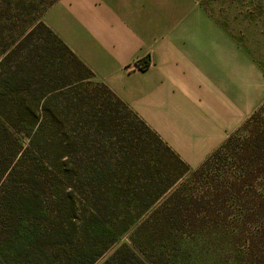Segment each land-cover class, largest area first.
Wrapping results in <instances>:
<instances>
[{
	"label": "trees",
	"instance_id": "1",
	"mask_svg": "<svg viewBox=\"0 0 264 264\" xmlns=\"http://www.w3.org/2000/svg\"><path fill=\"white\" fill-rule=\"evenodd\" d=\"M40 26L46 28L57 45H52L49 53L61 48L70 63L63 61L57 52L43 61L41 53L35 54L32 48L28 50L33 30L19 39L12 52L20 55L24 50L22 63L0 73V138L12 137L13 131L23 135L27 142L22 147L15 139L16 156L19 153L15 167L20 169L14 170L12 166L6 172L9 166L6 164L0 169V175L5 177L3 190L8 191L16 176L23 174L21 168L27 162L29 166L39 156L48 157L37 165H44L45 175L50 172L65 182L61 194L57 186L52 190V200L56 205L61 203L70 218H77L79 230L71 219L68 224L73 226L72 230L79 231L83 240V246L72 252L74 256L65 257L64 264H93L109 243H114L115 248L99 264H148L143 254L149 258H146L149 264H161L162 259L156 257L160 244L154 237L170 238L186 220L194 221L199 211H209L212 217L209 244L225 242L234 248L238 237L244 236L246 247L253 248L247 262L242 263V258L237 260L238 255L231 251L228 256L235 257L238 264L261 261L260 254H264V223L260 221L264 217V128L260 131L258 126L264 103L191 169L105 84L94 79L92 71L60 37L43 22ZM4 65H7L6 56L0 60V70ZM33 74L39 76L34 87L32 77L29 78ZM50 84L53 85L46 89ZM29 95L32 104L36 101L35 109L37 106L36 110L43 113L41 125L35 126L36 110H21L27 108L25 97ZM37 100L42 103L37 105ZM88 122L96 124L94 131L105 137L100 145L103 153L99 154V146L90 147L76 139L77 135L70 139L66 130L61 133L57 130L72 123V130L79 132ZM50 123L57 128V140L48 139L46 130ZM138 126L153 136L155 144L162 145L168 156L159 155L157 147L149 150V157L134 156L133 149L145 151V140ZM88 153L92 156L86 158ZM225 154L232 157H224ZM187 171L188 178L180 180ZM201 175L204 180L199 183ZM257 179L263 181L256 182ZM203 189L205 193L200 192ZM51 210H57L55 217L62 214L60 209ZM229 216L232 221L226 222ZM127 231L128 242L118 244ZM212 252L224 255L223 248L215 247ZM252 255L257 257L253 259ZM9 256L6 254L5 259L9 260Z\"/></svg>",
	"mask_w": 264,
	"mask_h": 264
},
{
	"label": "crops",
	"instance_id": "2",
	"mask_svg": "<svg viewBox=\"0 0 264 264\" xmlns=\"http://www.w3.org/2000/svg\"><path fill=\"white\" fill-rule=\"evenodd\" d=\"M43 18L188 165L263 104L261 65L197 0H54ZM138 58L144 68L129 66Z\"/></svg>",
	"mask_w": 264,
	"mask_h": 264
},
{
	"label": "rangeland",
	"instance_id": "3",
	"mask_svg": "<svg viewBox=\"0 0 264 264\" xmlns=\"http://www.w3.org/2000/svg\"><path fill=\"white\" fill-rule=\"evenodd\" d=\"M49 1L51 0H0V60L4 56L7 57V65H4L0 73L3 70L10 69L11 66L14 67V65L17 68L22 63L24 50H21L20 55L12 51L21 36L30 30H33L34 33L31 40H29L28 50L32 48L36 50L35 54L40 55L39 53H41L43 61L48 60L57 52L58 56L63 57V61L68 60L69 62L66 53H64L65 51L61 48L57 49L56 52L49 53L50 47L52 45L57 47V45L46 28L40 26V23H44L43 17L49 6H47ZM197 3L199 7L209 13L216 24L229 33L232 41L246 47L247 54L261 65L264 72V0H197ZM175 13L179 14L180 12ZM175 13L173 12V14ZM11 52L12 55L9 56ZM19 62L20 64H18ZM30 77H32L34 87L39 76L33 74ZM93 84L94 82L91 83V85ZM52 85H48L49 87L46 89H49ZM31 99V95L25 97V102L28 103L26 109H21L23 112L37 109V106L35 109L34 104L36 101H33L32 104ZM40 103H42V100H37V105ZM262 103H264V100ZM121 114H124V111H121ZM25 116L30 117L29 114ZM32 118L34 119V113ZM43 120V113L37 111L35 126L41 125ZM259 120L260 125L258 127L261 131L264 128V108ZM82 123L83 121L79 122L76 127ZM71 124L67 123L66 127L57 129L55 125L50 123L46 130L49 134L48 139L57 140L59 136L56 134V129L60 133L64 129L70 139L77 135L76 139L83 141L90 147H93L92 145L99 146V154L103 153L100 145L105 137L94 131L96 124L88 122L87 126L79 132L72 130ZM138 130L142 135V139L145 140V151L141 152L139 149H133L134 156L149 157V150H154L156 147L159 148V155L168 156L162 145L155 144L153 136L149 135L141 126H138ZM15 139L19 141L22 147L26 146L27 140L23 135L13 133V131L12 137L3 136V138H0V169L8 164L6 172L12 166L13 169L15 168L14 170L20 169L15 167V157L19 156V153L18 156L15 154L18 150ZM239 143H241V140H239ZM91 156V153L86 154V158ZM224 157L232 156L231 154H225ZM40 158L42 157L39 156L35 159L34 163L31 161L29 166V162H27V165L21 168L23 174L18 173L19 175L16 176L14 182L9 185L8 191L3 190L5 177L3 178V175H0V264H64L65 257L74 256L72 252L77 247L83 246V240L77 228V218L75 220L73 217L70 218L66 208L61 203L56 205L52 200V190L57 186L58 193L61 194L64 191L63 184L65 182L58 180L59 176L54 178L50 172L45 175L44 165L40 166L37 163L47 161L48 157L39 160ZM49 159H54V157H49ZM188 166L191 169L197 167ZM188 172H184L180 180L187 179ZM203 176L201 175L200 179L196 178L199 183L204 180ZM262 181V179H257L256 182ZM200 192L205 193V189ZM206 193L209 195V191ZM52 208L60 209L62 214L55 217V211L57 210H51ZM70 219L76 222L75 227L78 230H72L73 226L68 224ZM230 221H232L231 216L226 219V222ZM260 221L264 223V217ZM185 222L179 229L174 231L170 238H165L163 235L154 237L156 243L160 244V248H156V257L162 259L163 263L161 264H233L235 261L238 264V258H242V263L247 262L246 259L253 248L249 250L246 247L244 236L238 237L234 248L231 245H225V242L214 243L215 245L213 243L209 244V225L212 223L209 211H199L194 221L186 220ZM128 239L129 232L127 231L120 237L118 244L128 242ZM30 242L33 243V246ZM215 247L223 248L224 255L228 259L224 255L220 256L213 253L212 250ZM114 248V243L107 244L104 253L93 264H99ZM230 251L233 252V255H238L237 260L233 256H228ZM255 252H258V250ZM6 254L11 255L8 257L9 260L5 259ZM143 255L149 259L145 254ZM255 257L257 256L252 255L253 259ZM146 258L145 260L149 264V260ZM260 260L254 261L252 264H264V254H260Z\"/></svg>",
	"mask_w": 264,
	"mask_h": 264
},
{
	"label": "built area",
	"instance_id": "4",
	"mask_svg": "<svg viewBox=\"0 0 264 264\" xmlns=\"http://www.w3.org/2000/svg\"><path fill=\"white\" fill-rule=\"evenodd\" d=\"M147 65V62L142 59H136L129 66H133L136 68H144Z\"/></svg>",
	"mask_w": 264,
	"mask_h": 264
}]
</instances>
